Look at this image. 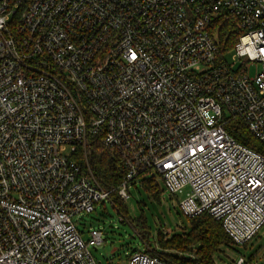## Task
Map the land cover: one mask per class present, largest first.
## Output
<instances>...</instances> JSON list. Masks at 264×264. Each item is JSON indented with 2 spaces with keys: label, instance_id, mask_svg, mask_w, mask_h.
Masks as SVG:
<instances>
[{
  "label": "built area",
  "instance_id": "2783aa9c",
  "mask_svg": "<svg viewBox=\"0 0 264 264\" xmlns=\"http://www.w3.org/2000/svg\"><path fill=\"white\" fill-rule=\"evenodd\" d=\"M223 15L239 29L225 54ZM236 122L264 145V0H0V264H102L103 230L79 229L112 202L93 138L118 156L125 201L158 178L187 190L184 215L248 245L264 228V153ZM106 264L174 263L148 248Z\"/></svg>",
  "mask_w": 264,
  "mask_h": 264
},
{
  "label": "rangeland",
  "instance_id": "374dc122",
  "mask_svg": "<svg viewBox=\"0 0 264 264\" xmlns=\"http://www.w3.org/2000/svg\"><path fill=\"white\" fill-rule=\"evenodd\" d=\"M228 59L233 61L232 53L228 54ZM156 180L162 190L159 197L150 194L141 184L132 186L130 198L126 200V215L117 211L111 197L112 202L107 200L105 207L81 218L79 229L85 240L89 238L90 227L103 230L105 242L91 246L92 254L102 264L110 260L126 261L127 255L136 249L166 251L164 255L177 252L169 248L161 249L156 241L159 234L171 238L190 230L191 219L182 213L179 206L187 190L172 196L161 181ZM142 235H145V241ZM241 257L250 264H264V228L248 245L224 244L214 255L216 264H236Z\"/></svg>",
  "mask_w": 264,
  "mask_h": 264
},
{
  "label": "trees",
  "instance_id": "16d2710c",
  "mask_svg": "<svg viewBox=\"0 0 264 264\" xmlns=\"http://www.w3.org/2000/svg\"><path fill=\"white\" fill-rule=\"evenodd\" d=\"M213 32L219 50L224 54L233 48L239 37V29L234 19L224 15L215 20ZM228 130L238 141L264 153V145L242 123H231ZM86 151L94 175L105 189L111 191L117 211L126 215V201L118 194V188L124 180V170L118 156L107 149L99 138L90 139ZM78 155L80 156V154ZM80 157L83 158V156ZM141 185L156 197H159L162 192L154 177L143 178ZM190 219L189 231L175 234L171 238L159 234L157 238V246L161 249L169 248L177 252L164 255L166 251L160 252L157 249L155 251L162 258L174 264H216L214 255L222 245L233 244L231 239L225 233L221 222L209 214ZM142 236L145 241V235Z\"/></svg>",
  "mask_w": 264,
  "mask_h": 264
},
{
  "label": "snow or ice",
  "instance_id": "6c2138e0",
  "mask_svg": "<svg viewBox=\"0 0 264 264\" xmlns=\"http://www.w3.org/2000/svg\"><path fill=\"white\" fill-rule=\"evenodd\" d=\"M133 59H135V55L133 54Z\"/></svg>",
  "mask_w": 264,
  "mask_h": 264
}]
</instances>
